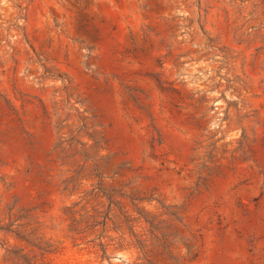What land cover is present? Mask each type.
<instances>
[{
  "label": "rangeland",
  "instance_id": "rangeland-1",
  "mask_svg": "<svg viewBox=\"0 0 264 264\" xmlns=\"http://www.w3.org/2000/svg\"><path fill=\"white\" fill-rule=\"evenodd\" d=\"M0 264H264V0H0Z\"/></svg>",
  "mask_w": 264,
  "mask_h": 264
}]
</instances>
